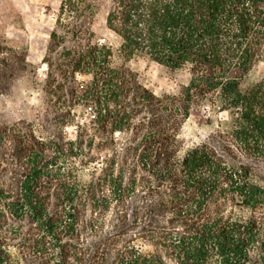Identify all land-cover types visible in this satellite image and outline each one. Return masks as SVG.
Returning a JSON list of instances; mask_svg holds the SVG:
<instances>
[{
    "label": "trees",
    "instance_id": "obj_1",
    "mask_svg": "<svg viewBox=\"0 0 264 264\" xmlns=\"http://www.w3.org/2000/svg\"><path fill=\"white\" fill-rule=\"evenodd\" d=\"M99 10L126 57L190 82L158 95L117 64L94 41ZM57 26L43 122L0 123V264H264V78L241 88L264 62V0H61ZM26 67L0 42V94ZM206 103L232 127L185 149Z\"/></svg>",
    "mask_w": 264,
    "mask_h": 264
},
{
    "label": "rangeland",
    "instance_id": "obj_2",
    "mask_svg": "<svg viewBox=\"0 0 264 264\" xmlns=\"http://www.w3.org/2000/svg\"><path fill=\"white\" fill-rule=\"evenodd\" d=\"M61 0H0V42L23 52L27 57V67L21 71L10 88L0 94V123L26 120L37 127L43 122V84L47 76V49L60 15ZM94 41L111 47L117 64H127L135 71L141 82L158 95L178 93L182 86L190 82L191 75L186 69L172 70L147 56L136 54L126 57L121 51V39L108 28L105 12L99 10L92 21ZM264 78V62L254 66L241 81V88L247 90ZM89 78L78 75L83 82ZM76 120L83 123L90 116L83 107H75ZM233 118L219 106L206 103L193 108L183 129L185 149L205 142L216 130H229ZM43 132V131H42ZM49 135V133H45ZM68 136L75 137V128H68ZM255 179L264 184V170L255 172ZM239 215L248 217L251 211L245 209ZM137 244L145 252L152 246L144 241Z\"/></svg>",
    "mask_w": 264,
    "mask_h": 264
}]
</instances>
